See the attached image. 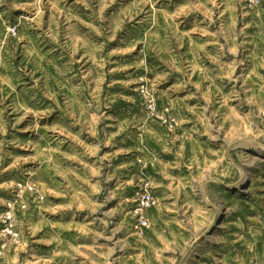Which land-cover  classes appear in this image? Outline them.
<instances>
[{
	"label": "rangeland",
	"instance_id": "obj_1",
	"mask_svg": "<svg viewBox=\"0 0 264 264\" xmlns=\"http://www.w3.org/2000/svg\"><path fill=\"white\" fill-rule=\"evenodd\" d=\"M0 264H264V0H0Z\"/></svg>",
	"mask_w": 264,
	"mask_h": 264
},
{
	"label": "built area",
	"instance_id": "obj_2",
	"mask_svg": "<svg viewBox=\"0 0 264 264\" xmlns=\"http://www.w3.org/2000/svg\"><path fill=\"white\" fill-rule=\"evenodd\" d=\"M144 224H146V223L144 222Z\"/></svg>",
	"mask_w": 264,
	"mask_h": 264
}]
</instances>
